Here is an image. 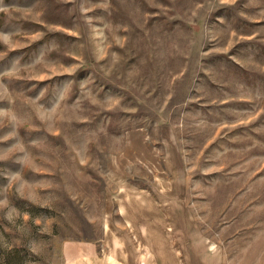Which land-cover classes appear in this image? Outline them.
I'll use <instances>...</instances> for the list:
<instances>
[{"label": "rangeland", "instance_id": "obj_1", "mask_svg": "<svg viewBox=\"0 0 264 264\" xmlns=\"http://www.w3.org/2000/svg\"><path fill=\"white\" fill-rule=\"evenodd\" d=\"M181 184L224 264H264V0H0V264H67Z\"/></svg>", "mask_w": 264, "mask_h": 264}, {"label": "crops", "instance_id": "obj_2", "mask_svg": "<svg viewBox=\"0 0 264 264\" xmlns=\"http://www.w3.org/2000/svg\"><path fill=\"white\" fill-rule=\"evenodd\" d=\"M184 196V184L164 202L145 189L118 196L115 208L129 231L124 236L114 227L123 237L107 234L102 248L76 246L67 264H224L221 247L199 228Z\"/></svg>", "mask_w": 264, "mask_h": 264}]
</instances>
